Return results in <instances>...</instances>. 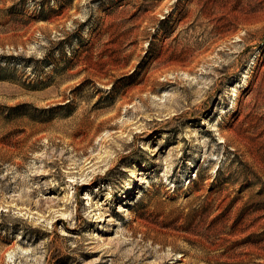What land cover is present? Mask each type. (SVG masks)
I'll use <instances>...</instances> for the list:
<instances>
[{"label":"rangeland","instance_id":"1","mask_svg":"<svg viewBox=\"0 0 264 264\" xmlns=\"http://www.w3.org/2000/svg\"><path fill=\"white\" fill-rule=\"evenodd\" d=\"M0 264H264V0H0Z\"/></svg>","mask_w":264,"mask_h":264},{"label":"bare ground","instance_id":"2","mask_svg":"<svg viewBox=\"0 0 264 264\" xmlns=\"http://www.w3.org/2000/svg\"><path fill=\"white\" fill-rule=\"evenodd\" d=\"M151 97H157L156 96V94H155V92H149L148 94H147V98H145L146 99V101L148 100L149 101V98L151 99ZM156 99V98H155ZM146 101H142V103L140 104H138L137 106H136V108H135V110H134V112H133V114L131 115V116H126L125 117V119H124V121H122L123 122V124H122V126H123V128L124 127H126V126H130L133 122H135L136 121V119L137 118H139L140 119V117H139V115L141 114L140 112L144 109V107H146L145 106V103H146ZM152 102V101H151ZM142 113H143V111H142ZM132 128V127H131ZM120 130V129H119ZM123 133V132H122ZM116 134H113V133H106L105 134V138L103 139V141L105 142L106 140H109V139H112V138H114L113 136H115ZM117 137V136H116ZM120 138V137H119ZM107 142V141H106ZM112 142V141H111Z\"/></svg>","mask_w":264,"mask_h":264}]
</instances>
